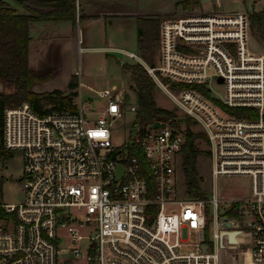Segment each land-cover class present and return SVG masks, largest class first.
<instances>
[{
	"label": "built area",
	"instance_id": "obj_1",
	"mask_svg": "<svg viewBox=\"0 0 264 264\" xmlns=\"http://www.w3.org/2000/svg\"><path fill=\"white\" fill-rule=\"evenodd\" d=\"M251 16L164 17L158 64L127 54L202 127L211 185L199 184V194L183 169L187 130L176 117L140 125L125 86L99 91L100 109L79 89L69 91L72 108L36 111L24 101L5 109L2 151H20L23 169L22 199L0 203V264H60L65 253L78 264H264V47L252 43ZM127 112L134 132L115 145ZM223 177L248 179L247 194L223 197L213 182ZM190 231L197 242L185 252Z\"/></svg>",
	"mask_w": 264,
	"mask_h": 264
},
{
	"label": "rangeland",
	"instance_id": "obj_2",
	"mask_svg": "<svg viewBox=\"0 0 264 264\" xmlns=\"http://www.w3.org/2000/svg\"><path fill=\"white\" fill-rule=\"evenodd\" d=\"M4 1L8 2L11 7H15L17 11H23L25 8L26 12L28 13L27 8L24 6L21 7L22 5L19 6L17 0ZM23 1L24 5L32 6L31 0ZM82 1L83 0H78L77 3H82ZM177 1L178 0H152V3H156V5L166 12V14L173 17L190 13H230L237 10H246L251 15H253L254 13L264 11V0H210L205 4L199 0L198 4L186 9L182 5H179ZM74 3L77 10L76 2ZM154 22L155 24H153ZM159 26V17L152 19L146 24L143 23L142 26L140 25V29L142 28L145 32V40H148L152 45L148 50H145V52L143 51V56H148L153 65L158 64ZM34 33V29H32L33 36H35ZM251 40L256 49H261L264 47V44L258 37V34L252 29ZM137 54L140 58H142L143 62L147 64V61L144 60L143 56H141L142 51H140V49L139 51L137 50ZM121 57L123 61H125L124 63H129L131 61L120 54L118 58L120 59ZM136 63L139 62L134 60L129 64ZM74 65L76 68L75 76L77 77V80L80 79L83 82L80 90L82 99L83 101L88 100L95 109H100L103 102L98 92L104 88L112 87V83L107 84V80L110 78H113V82H115V85H117L118 88L125 86L126 94L128 97H130L129 99H131V101L135 99V92L131 88L133 81L130 72L122 71L118 62H116L113 58H109V61H105V56L99 53L81 56L80 53L77 52ZM117 76L122 77L123 81L117 79ZM210 86L217 96L223 97L224 92L222 87L214 83H211ZM11 90L12 88L5 84L4 93H9ZM153 94L154 100L158 107L172 111L175 114L176 120L180 122V125L195 135L193 147L197 151L196 171L198 173V180L202 188L208 190L211 185V161L209 156L208 140L204 131L202 130V127L197 122L189 120L187 117H185L183 113L173 104V102L156 87L153 91ZM71 95L73 96V101L78 102V97L76 94L72 92ZM12 107L15 106L6 105L3 109V112L5 109ZM134 119L135 115L127 112L122 119V126L113 129V143L115 145H122L126 142V140H128L130 135L133 134L135 122ZM22 169L23 160L22 153L20 151L0 152V203H17L22 199ZM213 182L214 188H217L220 191V194L226 198L242 196L248 192L249 180L246 178L223 177ZM196 242V233L190 231L188 239L181 246V250L185 252L194 251ZM67 245L68 241L63 239L61 241V247H66ZM59 263L78 264L70 253H65L59 257Z\"/></svg>",
	"mask_w": 264,
	"mask_h": 264
},
{
	"label": "trees",
	"instance_id": "obj_3",
	"mask_svg": "<svg viewBox=\"0 0 264 264\" xmlns=\"http://www.w3.org/2000/svg\"><path fill=\"white\" fill-rule=\"evenodd\" d=\"M31 2L32 6H27L24 5L23 0H17L18 4L28 10L27 14H19L8 2L0 0V79L12 88L9 93H4V91L0 93V152H3L1 147L2 116L6 105L16 106L26 101L36 111H41L43 106L49 104H56L59 107H73L69 97L70 92L54 90L52 92L37 93L32 91L33 85L47 80L49 74L35 73L29 68L28 44L30 37L28 24L34 20H75L77 13L75 0H31ZM198 3L199 0H181L179 5L186 9ZM251 29L255 30L264 44V11L254 13L251 16ZM138 37V46L142 51L141 56H143V51L145 52L152 45L148 40H145V32L140 27ZM143 58L148 65L153 66L148 56H143ZM118 64L123 71L130 72L132 76L133 84L131 88L135 92V100L138 106L137 119L140 125L144 126L154 120H167L175 117L172 111L156 105L153 94L156 86L142 64H121L120 62ZM75 86L76 76L74 75L68 87L74 88ZM172 124L177 125L175 121ZM194 136L193 133L187 131L183 169L188 190L199 194L200 187L196 171L197 151L193 147ZM133 151L140 160L143 159L140 149Z\"/></svg>",
	"mask_w": 264,
	"mask_h": 264
},
{
	"label": "crops",
	"instance_id": "obj_4",
	"mask_svg": "<svg viewBox=\"0 0 264 264\" xmlns=\"http://www.w3.org/2000/svg\"><path fill=\"white\" fill-rule=\"evenodd\" d=\"M76 5L75 20H34L28 24L29 68L35 73L49 74L47 80L33 85L34 92L81 90L83 82L77 80V77L76 86L68 87L76 73L74 63L77 52L81 56L99 53L105 56V61L113 58L121 64L125 61L122 57L118 58L120 54L130 62L134 61L127 54L134 53L138 56L137 30L140 25L157 17L161 20L170 16L156 3H152V0H83ZM17 12L27 14L25 8ZM118 77L123 81L122 77ZM109 83L112 86L115 84L113 78L107 80V84Z\"/></svg>",
	"mask_w": 264,
	"mask_h": 264
},
{
	"label": "water",
	"instance_id": "obj_5",
	"mask_svg": "<svg viewBox=\"0 0 264 264\" xmlns=\"http://www.w3.org/2000/svg\"><path fill=\"white\" fill-rule=\"evenodd\" d=\"M210 0H201V2L203 3V4H205V3H208ZM222 79H219V82L221 81ZM4 88H5V84H4V82L0 79V93H2L3 91H4ZM65 94H67V93H65ZM165 126V123H163V122H159V121H155L152 125H151V127L152 128H157V127H164ZM123 166L120 164V165H118V167H117V173H116V175H117V178H119L120 176H121V174H122V172H123ZM203 250H205V246L203 247Z\"/></svg>",
	"mask_w": 264,
	"mask_h": 264
}]
</instances>
